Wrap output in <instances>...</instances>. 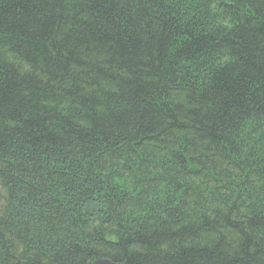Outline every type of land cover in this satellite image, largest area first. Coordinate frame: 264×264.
Returning a JSON list of instances; mask_svg holds the SVG:
<instances>
[{"label":"trees","instance_id":"16d2710c","mask_svg":"<svg viewBox=\"0 0 264 264\" xmlns=\"http://www.w3.org/2000/svg\"><path fill=\"white\" fill-rule=\"evenodd\" d=\"M264 264V0H0V264Z\"/></svg>","mask_w":264,"mask_h":264},{"label":"water","instance_id":"95a60500","mask_svg":"<svg viewBox=\"0 0 264 264\" xmlns=\"http://www.w3.org/2000/svg\"><path fill=\"white\" fill-rule=\"evenodd\" d=\"M89 264H123V263L112 261L108 258H98V259L93 260Z\"/></svg>","mask_w":264,"mask_h":264}]
</instances>
